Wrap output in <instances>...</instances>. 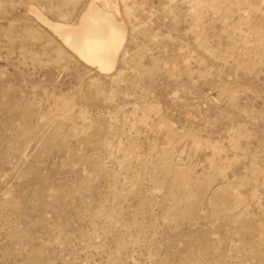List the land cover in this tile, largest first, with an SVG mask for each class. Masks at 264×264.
Segmentation results:
<instances>
[{"label":"rangeland","instance_id":"1","mask_svg":"<svg viewBox=\"0 0 264 264\" xmlns=\"http://www.w3.org/2000/svg\"><path fill=\"white\" fill-rule=\"evenodd\" d=\"M89 1L0 0V264H264V0H112L104 75Z\"/></svg>","mask_w":264,"mask_h":264},{"label":"bare ground","instance_id":"2","mask_svg":"<svg viewBox=\"0 0 264 264\" xmlns=\"http://www.w3.org/2000/svg\"><path fill=\"white\" fill-rule=\"evenodd\" d=\"M126 8V7H125ZM39 24L52 32L81 64L104 75L114 70L127 39V26L112 0H90L75 23L51 21L29 7ZM127 19L129 14H126Z\"/></svg>","mask_w":264,"mask_h":264}]
</instances>
